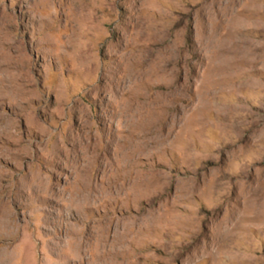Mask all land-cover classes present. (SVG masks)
<instances>
[{"label": "rangeland", "instance_id": "1", "mask_svg": "<svg viewBox=\"0 0 264 264\" xmlns=\"http://www.w3.org/2000/svg\"><path fill=\"white\" fill-rule=\"evenodd\" d=\"M0 264H264V0H0Z\"/></svg>", "mask_w": 264, "mask_h": 264}]
</instances>
